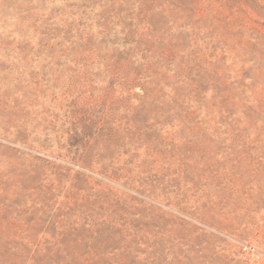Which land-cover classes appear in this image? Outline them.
<instances>
[{"label": "rangeland", "instance_id": "rangeland-1", "mask_svg": "<svg viewBox=\"0 0 264 264\" xmlns=\"http://www.w3.org/2000/svg\"><path fill=\"white\" fill-rule=\"evenodd\" d=\"M0 264H264V0H0Z\"/></svg>", "mask_w": 264, "mask_h": 264}]
</instances>
